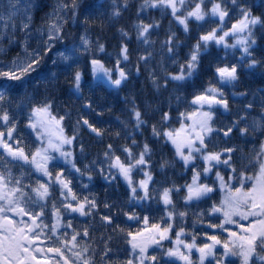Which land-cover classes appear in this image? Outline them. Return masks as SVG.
Returning <instances> with one entry per match:
<instances>
[{
  "label": "snow or ice",
  "instance_id": "1",
  "mask_svg": "<svg viewBox=\"0 0 264 264\" xmlns=\"http://www.w3.org/2000/svg\"><path fill=\"white\" fill-rule=\"evenodd\" d=\"M6 2L4 10L5 0H0V56L7 55L13 47L19 51L10 60H0V264H196L193 250L199 253V264H211L209 257L216 264H235L232 257L239 264H264V139L260 140L255 161L241 169L233 160L238 146L213 150L208 143L213 135L225 140L236 136L245 141L264 137V87L257 88L251 100L248 90L230 94L224 91V86L237 87L243 72L253 76L259 72L264 82V45L260 43L264 41V31L257 35L258 28L264 29V0H142L132 27L137 42L145 47L143 54L136 57L134 75L139 77L143 66L155 93H169V110L163 109L162 101L154 106V96H145L139 104L137 96L126 97L129 120L120 121L121 130L109 137L118 141L123 134L125 143L106 144L103 161L97 159L82 166L80 156L87 154V145L81 131L103 140L106 130L78 113L72 135H67L64 122L72 111L68 108L64 115L54 114L55 94L64 91L82 101V111L101 116L92 96H85L83 91L86 69L94 81L118 91L133 78L127 67L131 62L130 33L123 27L118 29L121 41L114 63L109 65L100 58L106 54L105 44L99 37L93 42L87 27L98 5L88 0H58L45 13L41 25L33 28V12L42 7L39 0ZM129 8V0H123L122 5L112 0L109 18L118 19ZM21 10L24 15L17 24L15 19ZM150 10H158L161 19L148 17L150 22L141 19ZM81 15L85 31L79 34L78 41L75 37L70 39L69 23L77 26ZM164 18H168V27L159 41L157 61V41L149 37L163 28ZM210 22L214 26L205 30L204 26ZM194 32L195 42L191 43ZM213 45L217 53H224L209 62L217 83L210 79L207 86L194 90L189 100V94L182 90L199 77L203 57L212 56L209 49ZM258 49L259 58L255 54ZM107 55L111 59L112 54ZM168 60L177 71H168ZM173 96L177 107L185 103L194 109L179 111L176 117L179 127L175 128L165 127L173 119ZM230 100L248 102L237 110L234 119L218 125V113L233 115ZM150 112L153 115L158 112L159 120L151 124L152 142L146 139L141 143L133 137L148 127ZM24 132L34 137V147L25 143ZM161 141L157 154L156 144ZM169 145L171 155L164 152ZM97 164L101 165L98 169ZM253 164H258V171L249 176L247 167ZM177 167L184 177L190 172V179L181 184L166 180L167 186L153 188L155 169L166 173ZM94 170L108 185L122 180L128 200L135 202L141 211L150 212L153 201L157 207L162 205L163 223L149 226L151 217L146 214L143 226L132 231L117 223L121 215L126 224L140 221L131 203L118 206L106 196L101 206L98 194L88 192L81 196L80 192L92 186ZM85 178L88 183H83ZM57 191L58 197L53 198ZM218 193L221 198L213 200ZM174 196L181 197L184 210L178 208ZM202 203L207 208L193 213L203 229L202 235L193 233L188 240L183 221L192 204ZM125 207L130 210L125 211ZM97 214L101 227L122 234L130 245L126 260L109 259L111 235L103 249L89 243ZM79 217H91L92 222L77 226L73 221ZM199 240L204 242L198 243ZM166 244L170 246L165 247Z\"/></svg>",
  "mask_w": 264,
  "mask_h": 264
},
{
  "label": "trees",
  "instance_id": "2",
  "mask_svg": "<svg viewBox=\"0 0 264 264\" xmlns=\"http://www.w3.org/2000/svg\"><path fill=\"white\" fill-rule=\"evenodd\" d=\"M40 4L42 5L41 9L39 11H34V21H33V28H37L41 25L43 22V18L46 12L51 11L58 3V0H39ZM90 4L98 5L95 17L90 22V24L87 26L89 29V36L95 42L97 37L100 38V41L105 44L106 46V54L101 56L103 60H105L106 63L109 65L111 63H114L115 61V53L118 51V45L121 41V34L118 31L119 28L123 27L126 31L130 33V58L131 62L127 65L128 69L133 73V78L130 79L127 83L122 85V87L117 91L114 89H108L106 85H103L102 83L98 81H94L92 79L90 70L86 69V76H85V84L83 86V91L85 96H92L94 101V107H96L97 112H102V115L97 117L95 113L88 112V111H82L80 108V105L82 103L81 100H77L74 96L70 97L68 96L64 91H57L55 94L56 103L53 107V113L57 115H64L65 109L70 108L72 111V115L70 118H67L64 122V128L67 135H72L73 126L75 125L76 120L78 119V113L84 115L86 118L92 119L94 122L98 124L99 127L106 130L105 136L103 140H100L95 137H91L87 134L86 130L81 131V136L87 145V154L80 156V166L82 164L88 163L89 161H95L97 159H100L103 161V150L104 146L108 143H116V144H123L125 143L123 134L121 135L120 140L115 139H109L112 134H114L116 131L121 130V123L120 121H128L129 120V113L126 110L130 107V105L125 104V98L131 99L133 95L137 96L138 99L136 100V103H141V100L145 96H154L155 99L153 101V105L163 102V109L165 111L169 110L168 107V97L169 93L164 92L162 95L156 94L155 89L152 88L151 82L147 79V72L143 70V66H141L142 71L139 77H136L135 69L137 60V55L143 54L144 45L142 42H137L136 40V30L132 27L133 20L136 19V9L138 5L142 2V0H129L130 8L127 11H122V15L118 19H110L108 13H110L112 8V0H88ZM258 2V0H257ZM123 0H117L118 5H122ZM21 9L23 8V4H21ZM264 7V6H262ZM7 9V2L5 0L4 4V10ZM24 15L23 11L21 10L20 14L16 17L15 22L19 24L21 17ZM70 15V13H69ZM148 17H155L157 20L161 19V13L158 10H150L145 11V14L141 19H144L145 22H150ZM83 15L80 16V24L77 26H71V22L69 23V26L67 28V31L69 32V38L75 37V39L79 40V34L85 31V27L81 26L83 23ZM163 28L160 29L158 32L153 31L150 35L151 40L157 41L155 44V49L157 51L156 60L158 61L160 59L159 51H160V44L159 41L164 38V31L168 27V18H164L163 21ZM231 23V21L229 22ZM210 26H214L211 24V22L204 26V29L206 30ZM264 31V29H257V35L259 36L260 32ZM19 34V33H18ZM181 38L183 39L182 30H180ZM195 35L194 32L192 34L191 43L195 42ZM4 45L7 46V40L3 41ZM262 45H264V41L260 42ZM187 49L181 50V55H183V52ZM19 51L18 48L13 47L10 51L7 52V55L0 56V60H10L16 53ZM209 51L211 52L212 56L205 55L203 57V63L201 65V73L197 79L194 81H189L182 91L188 93L187 99H191V93L199 88L207 86V83L210 79H212V82L215 84L217 83L216 79L213 77L212 69L209 68V62L212 59V57H215L217 54L223 55L224 53L221 51L217 53V50L215 46H211ZM107 53H111L112 57L109 59ZM257 55V58H259L260 51L259 49L255 53ZM231 56V53L229 54ZM235 55L238 57L240 55L239 51L235 53ZM175 59V57L173 58ZM234 62V61H233ZM168 65V71L174 72L178 69L171 66V60L166 61ZM61 81H63V77H61ZM241 83L233 88L232 86H224V91L227 94H230L233 91H249V97L248 100L252 99V93L256 92L257 88L264 87V82L261 81L259 77V72L256 76H253L251 73L243 72L241 73ZM34 82V81H33ZM217 86H221L217 84ZM41 90H43V85ZM257 101H259V93H256ZM248 100L240 101V100H230L231 105V112L233 115H221L217 114V124H227L231 119L235 118V113L238 109L242 108L243 104H246ZM14 107V105H13ZM257 108L259 109V103H257ZM111 109V110H109ZM172 111L171 115L173 117L171 124L165 125V127H179V121L176 119L179 111H193L194 109L188 108L185 103H181L179 107H177L175 102V97L172 98ZM26 112L27 109H24ZM149 116L151 117L149 119V125L147 128L142 129V134H136L133 138L139 140L141 143H143L146 139H148L150 142H152L151 137V124L155 123L159 120V113H155L154 115L150 112ZM119 118V119H117ZM23 121H21V126H23ZM128 131L131 133L132 128L131 124L129 125ZM25 143L28 146L34 147L33 145V139L34 137L31 136L28 132L23 133ZM264 139V137H260L259 139L256 138H250L247 141L242 140L236 136H233L230 140L221 139L220 136L213 135L211 140L208 142L210 149L218 150L224 147H230L233 145L238 146V151L236 155L233 157L234 163L238 169H241L244 166H248L250 163L254 162L256 159V152L259 151V145L260 140ZM131 141L129 140L128 143ZM162 144V141L160 143L156 144L157 148V154H159V149ZM168 148L164 149V152L168 155H171ZM77 152L79 151V143L76 145ZM138 151V150H137ZM119 154V153H118ZM107 162H104L105 171H107L106 168ZM101 165L97 164L96 169H98ZM258 164H253V166L247 167V175L252 176L257 172ZM182 169L180 167H177L174 171L172 169H169L166 173H161L158 169L154 170V176L156 178V184L153 185V188L156 187H164L167 186V183L165 182L170 180H175L176 183L181 184L184 183L185 179H190L191 173L189 172L187 177H184L180 175ZM92 175L94 177V180L92 182V186L86 191V192H80V195H86L88 192L96 193L99 195L101 200V206L102 203L107 196V199L110 202L116 203L118 206L127 205L129 203L132 204V207L135 208V211L140 216V221H135L131 223H124L126 220L125 217L122 215L118 219L117 223H120L122 227H125L126 229H131L132 231L137 230L138 228L142 227V220L144 215H149L151 217L149 221V226L151 223H163V221L160 220V217L163 215V207L162 205L160 207L156 206V202H152V208L150 212H144L141 211L140 207H137L135 202H130L128 200L127 192H126V185L123 183V181L115 182L111 185H108L104 182L103 177H101L98 173V171H93ZM214 175V173H213ZM136 179L141 178L140 176H136ZM27 182V181H26ZM77 184L76 190L79 191V184L80 181L77 180L75 182ZM83 183H88L87 179L85 178ZM59 193L58 191L54 194L53 198L58 197ZM183 193H181V196ZM213 200H219L220 194L218 193L216 196L212 198ZM174 200L177 202V206L180 210H184L183 207V201L180 196H174ZM51 204V200L49 201V205ZM207 204H192L191 207L188 209V216L186 217L185 221H183V224L186 226V231L188 232L187 239L191 240V235L193 233H198L202 235L203 229L197 220V217L193 215L194 212H199L202 208H207ZM125 211L130 210L129 208L125 207ZM99 215L97 214L96 220L94 223L96 224V228L92 232V237L89 240V243L92 244L94 248L103 249L105 241L108 240L109 235L112 236L110 247L112 249V256L109 257L110 260L115 261H123L128 258V254L131 251L130 245L127 244L126 239L122 234L113 233L111 228L104 229L99 224ZM78 216V214H77ZM67 219H72V217H67ZM196 221L195 226L193 225V222ZM46 223H50V221H45ZM92 222V218L89 217L87 219L83 217H79L78 219H75L73 223L77 226H85ZM180 222H177V226H179ZM206 227V225H205ZM101 233H103V239H101ZM174 238V233H173ZM203 240H199L198 243H203ZM170 245L166 244L165 247H169ZM222 252V249H221ZM219 255V253H218ZM99 258V253H97V259ZM192 259L196 262V264H199V253H196L195 250H193ZM211 260V264H216L215 260H212L211 257L208 258ZM235 260V264H239V260L237 258H231Z\"/></svg>",
  "mask_w": 264,
  "mask_h": 264
},
{
  "label": "rangeland",
  "instance_id": "3",
  "mask_svg": "<svg viewBox=\"0 0 264 264\" xmlns=\"http://www.w3.org/2000/svg\"><path fill=\"white\" fill-rule=\"evenodd\" d=\"M257 171H258V169H257ZM252 176H253V175H252ZM248 187H251V184H249ZM220 198H221V196H220ZM222 251H223V249H222ZM232 258H235V257H232Z\"/></svg>",
  "mask_w": 264,
  "mask_h": 264
}]
</instances>
